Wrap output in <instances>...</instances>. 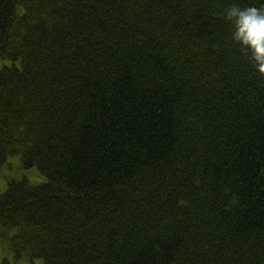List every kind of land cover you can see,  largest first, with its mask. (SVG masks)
I'll return each instance as SVG.
<instances>
[{"label":"trees","instance_id":"obj_1","mask_svg":"<svg viewBox=\"0 0 264 264\" xmlns=\"http://www.w3.org/2000/svg\"><path fill=\"white\" fill-rule=\"evenodd\" d=\"M232 4L0 0V264H264V77Z\"/></svg>","mask_w":264,"mask_h":264},{"label":"clouds","instance_id":"obj_2","mask_svg":"<svg viewBox=\"0 0 264 264\" xmlns=\"http://www.w3.org/2000/svg\"><path fill=\"white\" fill-rule=\"evenodd\" d=\"M224 19L232 24V40L249 54L256 72L264 77V7L232 4Z\"/></svg>","mask_w":264,"mask_h":264},{"label":"rangeland","instance_id":"obj_3","mask_svg":"<svg viewBox=\"0 0 264 264\" xmlns=\"http://www.w3.org/2000/svg\"><path fill=\"white\" fill-rule=\"evenodd\" d=\"M26 178L29 181L37 180V173L34 169L23 170L20 167V162L17 157H10L6 161V164L0 169V193L4 192L6 189V184L9 181H16ZM1 252H0V262H1ZM11 264H14L11 262ZM21 264H28L22 262ZM32 264H41L40 260H34Z\"/></svg>","mask_w":264,"mask_h":264}]
</instances>
